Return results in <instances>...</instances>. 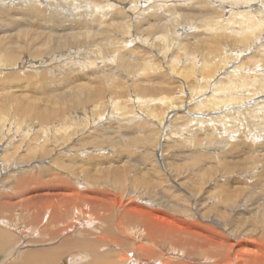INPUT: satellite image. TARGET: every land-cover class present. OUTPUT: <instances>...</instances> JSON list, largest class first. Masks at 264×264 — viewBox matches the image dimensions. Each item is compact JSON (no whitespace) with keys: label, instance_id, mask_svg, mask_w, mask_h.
Returning a JSON list of instances; mask_svg holds the SVG:
<instances>
[{"label":"bare ground","instance_id":"6f19581e","mask_svg":"<svg viewBox=\"0 0 264 264\" xmlns=\"http://www.w3.org/2000/svg\"><path fill=\"white\" fill-rule=\"evenodd\" d=\"M27 1H31V3H27ZM46 1L47 0H21L20 2V0H0V69H6L10 64H13V66L16 67H23L24 65L26 66L28 64H26L25 62L33 63L36 61L34 59L25 60V62H21V66L16 64L17 61L15 60L17 58H14L17 48H15L12 44L14 39L12 38L13 41L12 39H4L3 32L19 29L16 30V32L19 33L17 37L21 34L24 36L27 35L26 37L28 38H24H26L28 42H31L34 45L37 42L41 41V51L42 53L45 51V53L43 55L44 59L43 56L42 59L40 58V65H43L46 61L49 68L47 67L45 71L51 74L49 76L44 75L45 78H43V81H45L46 85H43H45L47 89L49 88L54 90H59L62 87V89H68L69 87L72 88V90L70 89L71 91H73L72 94H70L69 92L65 93L66 95L71 96L72 100L74 101L65 104H74L76 105V108H74L73 111H70L73 112V114L67 113V116L66 114L65 116L69 117V120H71L70 122L68 120V123L81 126L77 130L78 133H76L75 131L76 134L79 135L84 133L85 131L93 132L91 127L94 128L96 123H98V121L102 118L103 113H105L104 111L107 109V106H109L110 110L107 113H110V115L107 116L108 119L111 116L116 117L120 121L127 119L130 122L135 119L138 120L141 125L146 127V131L143 130V132L154 134V139H150L152 141V148H148L154 152V160L157 163H159L158 161H160L161 163L164 162L163 157L165 154V147H170L172 151L173 149H176L177 146L180 145V143H184L186 149L205 148V150L211 149V151L213 150L215 152L218 149H226L225 146L228 147V145H232V148L234 147V149H232L234 153L230 154L231 156L229 157H237L236 159H238L243 156V158L245 157V159H243L244 161L246 159H249V161L250 159L253 160V158L258 157V154L260 155L258 158H260L261 156L264 157V0ZM7 5L13 6L14 11L16 12H12V14L8 13L9 11L4 12L2 9ZM48 6H51V8H46ZM32 21H34L35 24L32 23ZM31 25H33L32 28L34 29V31L28 32V30H26V28L24 27H31ZM9 27L10 29L8 30ZM38 28L42 29V33L40 35H36V29ZM9 33L7 34V36L9 35ZM17 40L16 43H19L21 39ZM32 46L33 45H31V47ZM40 47L41 46H39V49ZM48 51H50V53ZM47 52L48 54H46ZM53 55L54 59L56 60H54V65L52 64L53 61L51 60ZM71 67H76L82 71L89 70L91 68L93 69L91 70V72H84V75L82 76L80 73L78 78H73L72 76H68L69 72H71ZM95 68H97V70L99 69L100 71H97ZM68 70L69 72H67ZM30 76L34 77V74ZM133 76L143 79H139L140 81L137 80L138 83L134 85V88L132 87V82H130V80L135 81V79H131V77L133 78ZM62 77L65 78L62 79ZM92 77L98 78V82L95 85L88 82V80ZM117 78L119 79L116 80ZM15 81L14 82L16 86L11 87L10 85V87L14 89V92H18L20 87H23L21 83L22 81ZM102 81H104L107 85ZM170 82L177 84L175 90L168 89L170 88ZM8 85L4 86V88H10ZM100 85L108 86L110 93H114L112 91L114 89L115 92H118L116 90L118 88H125L126 92L121 95V97L115 95L112 96L109 94L106 96V94L104 93V89H102ZM28 87L30 86L28 85ZM14 94L16 95V93ZM22 94L23 92L20 95ZM66 95L63 94L64 98H68V96ZM34 96L36 97V95ZM48 96H46V98ZM123 96H125V98H122ZM30 97L32 98L33 96L31 95ZM25 98L22 97V101ZM39 98L36 97L34 99H37V101H39ZM118 98L122 99L120 100ZM27 100L28 99H26L25 101ZM66 100L67 99H65V102ZM21 103L16 105V109H19V111L23 113L25 112V110L23 111V106L21 105ZM7 106L8 105H6V107ZM28 107L29 106H27V108ZM78 107H80L81 109ZM34 108L36 107L34 106ZM37 112H42L43 118L41 119H46L45 123L48 120L47 118H49L50 114L52 113H50L48 110H37ZM1 114L4 113L0 112V132L1 134L3 133L2 135L7 136L8 133L12 131L13 133H16V135L17 133H20L21 136H26L25 138H27L30 136L31 131L33 132L35 130L39 132L41 137L37 138L35 136L33 138L34 140H41V143L34 144L32 148L36 149V147H38L44 154L48 151V146L45 147L44 144H50L52 147L57 146L56 140H53L52 137L54 138V136L57 133L59 134V132L63 134L66 133L69 130L70 125L64 123L66 121L65 119L60 123L55 124L52 122L50 125H41L39 129H35L33 125L30 126V124H22L21 126V121L19 120H22L23 117L17 120L18 116L16 117L14 115L13 117L10 116V119H7L6 115ZM220 125L225 127H221ZM103 127L104 129L106 128L105 126ZM137 129L138 132L142 131L141 128ZM100 137H102V135ZM8 139L3 142V138L0 141V152H3L4 150L9 152L10 138ZM235 139H237V141ZM238 144L240 146L242 145V147L247 145L248 149H243L238 146ZM25 147L27 148L28 146ZM79 147L80 148L79 150L77 149V153L75 155L78 159H76L77 162H79L81 158L83 159L84 157L88 156V153L85 150L87 147ZM65 149L68 152L72 150L69 146ZM94 151L96 153L100 151L104 152L102 148L98 147L95 148ZM174 151L172 152L174 153ZM48 154L47 157H45L46 155L40 154L39 158L41 160L36 161L39 162V165L34 164L35 162H32V164H28L30 168H28L27 171L29 172L27 173L26 171L25 175H22L20 178H16L15 181H12L15 184L14 189L16 191H20V194L14 197L15 200H11L12 198H10V196H12L13 194L9 195L7 193L0 192V213L14 211L13 209L17 208V206L20 208H24V210L25 208L30 209V211L32 210V213L34 214L31 223H35V226L39 225L38 227L41 231L46 230L49 233L48 239L53 240L50 241L52 243H55L54 238H58L56 234L58 236H61V233L65 232L66 230H73V227L81 225L80 228H83L85 231L83 233V236L81 237V240H78V242H83V245L88 243L87 245L91 250L89 253H91L92 255V257L89 258V262L92 263L94 259H100V261L102 262L103 257L105 256L100 255L99 251L102 247L100 246L99 242H97L93 238H88V236L92 234L90 232V229L95 227L93 224V221L95 219L91 217L94 214V210L92 207H94L95 204H89L90 210H88L87 212L84 211L85 213L80 208V203L79 205H74L71 210V214L73 216H68V207H70L69 205H72V202L76 198L78 200L82 199V201H92V203H97V200L103 199L99 196L100 194L98 190L95 192L91 187L90 188L92 190L88 189L92 184L90 182V180H92L91 175L88 176V174V177H84V179L86 180L84 181V183L79 182L80 178H78L77 174L76 176H73L75 177L74 179H76L75 183L81 186V188H84L81 192H78L79 195H77L78 190L73 191L70 186L68 187L66 184H64V182L66 181V177H68L70 180H72L73 177L62 176L61 173H59L58 166L53 163L52 159L50 160L51 156L49 157ZM82 155H84V157H82ZM91 156H93V154H91ZM84 159L85 160L83 161H88V165H93L94 167L97 166V168L99 169L102 168V164H104V162L101 161L102 159H97L95 161H93V158L90 157ZM46 161L48 165L44 166L43 163H45ZM106 161V167L109 168L111 164L116 163L117 159L108 158V160ZM117 162L119 163L121 162V160H118ZM5 163L6 161H4V159L0 160V167H2V170H5L7 167H12L14 168V170H17V168L20 169L16 171V175L22 172L20 167H25L24 163H20V166L17 164L4 165ZM153 165L154 164H152V167ZM128 169H131V167ZM257 169L258 165H254L253 167H250L248 171L245 170V172L247 173H245V176L242 177L243 181L241 182L245 185L248 184L253 188L258 187H254V185L257 184L254 180V173ZM144 171L145 175L148 174L147 178H150L151 171L153 170ZM166 173L168 174V172ZM171 177H173L171 178L173 185H175L179 189L186 191L185 188H183L181 182H178V180L176 179L177 177L174 178V175ZM259 177L261 178V175ZM250 178L251 180H248ZM56 180L60 181L59 185H51L49 183L51 181L52 183H54V181ZM235 180L236 182L234 183H238L237 178H235ZM258 180L260 181L262 179ZM37 181L39 182V184H36ZM81 181H83V179ZM150 181H152V179ZM0 182L2 181L0 180ZM110 182L112 183V181ZM1 184L2 183H0V187ZM146 184L148 183L146 182ZM168 184L169 183H166L165 185ZM6 185L8 184H3L2 186L4 187ZM226 185L228 184L226 183ZM154 188H152L151 191H153ZM33 190L34 193L32 194L31 192ZM124 191L126 193H124L122 190L121 193L126 194L125 199L129 197L135 198V203L144 202L151 205L154 202L152 200V197L147 195L145 196L144 192L138 190ZM188 194V200H191L190 202H192L193 206L204 199L200 194L197 196L190 193ZM121 196H123V194ZM115 200L121 201L122 199H118L116 197ZM127 200H125V207L121 206L122 209L125 208L126 210V207L132 206V203ZM85 206L87 207V205ZM137 206L139 207V205ZM193 206H191V208H193ZM133 209L136 208L134 207L132 208V210ZM74 210L76 211V213H73ZM145 211L146 210H144V213H146ZM22 212L21 214H23ZM42 212L44 214L48 213L47 215H45L46 220L43 218V221H45L44 224H41L42 218L39 219L40 215H43ZM78 212L79 214L82 213L88 217V219L85 218V220H83L90 226L85 225L86 227H84L82 225L83 222H80V224L78 223ZM139 215L141 214L139 213ZM195 215H198V211ZM238 218L240 219V217ZM5 219L6 217L4 218L3 216L0 218V223L2 224H0V249L4 248L6 242H9L11 239L15 238V242L13 245H15L19 240L18 238L16 239L14 232H17V235L20 234V228L18 229V226L20 225H18V223H12V220ZM116 220L118 219L116 218ZM124 220H122V218H119L118 222L116 223L117 227H121L120 231H129L132 234L131 237H133L134 239L139 238L138 240H142V236H140V233L144 230L142 233H144L145 236H150V239H153V230H156L158 226V222L156 221V219H150L148 221H145L144 223L140 222L142 225L135 226L128 225L127 223L125 224L126 221ZM67 221L68 223L61 224V222ZM122 223L124 225L123 227ZM29 225L31 226V224ZM143 226L144 228L142 230L141 227ZM191 226L193 225L191 224ZM252 230L256 229L254 228ZM236 231V229H226L225 234L232 238V240L233 238L239 239L242 235L241 231ZM244 232L248 233V231H245V229ZM38 235H40V233ZM223 236L225 237L226 235ZM228 236H226V238ZM224 237L222 239L227 242L229 239H226ZM148 241L150 242L149 239ZM242 242L243 241H241L239 244H241ZM65 243L71 245L72 241H65ZM123 244H125V240ZM229 244L230 247L228 246V251L230 250V252L234 253L232 255H235L236 251H238V246H236L235 242H231V239L229 240ZM60 246L61 245L56 244V246H51V248H42L37 250V248L35 247L36 250L32 249L24 251V253H22L23 255L21 256L20 262L17 264H54V262L57 261L56 258H59L60 255L58 252L60 251ZM134 246L136 247V245ZM138 246L139 249L143 248L141 243ZM236 247L237 249H235ZM110 251L112 250L110 249L109 253ZM167 252L169 254L174 253L173 255L175 256H178L179 253L178 250L176 251V249H170ZM253 252H256V249ZM6 253L7 252H5L4 254ZM241 253L243 255L242 251ZM126 254L124 255V258H128V256H130L131 258V254L133 255L132 252ZM7 255L9 254H6L4 256L0 255L2 257L1 260H3ZM252 256L254 257L255 254ZM258 258L259 257L257 256L256 262L259 260ZM244 259H246V257H242V260ZM80 261L82 262V260ZM145 261L146 260L140 262H142L143 264H155V260H148V262ZM71 262L73 263V261L69 260L67 264H71ZM63 263H65V261H63ZM133 263L136 264L135 262L126 261V264Z\"/></svg>","mask_w":264,"mask_h":264},{"label":"rangeland","instance_id":"374dc122","mask_svg":"<svg viewBox=\"0 0 264 264\" xmlns=\"http://www.w3.org/2000/svg\"><path fill=\"white\" fill-rule=\"evenodd\" d=\"M50 1L51 0H47L46 2H50ZM20 2H21V0H20ZM27 3H31V1H27ZM32 3H35V2H32ZM46 8L49 9V8H51V6H48ZM2 10L4 12L9 11L8 13H10V14H12V12H14V13L16 12V11H14V7L11 5L4 6ZM4 12H2V13H4ZM32 23H34V21H32ZM32 27H33V25H31V27L29 26V27H24V28H26V30H28V32H30V31H34V29ZM9 29H10V27L8 28V30ZM16 30H19V29H14L12 31L3 32L4 39H12V38L14 39V41L12 39V41H13L12 44L18 50V51L17 50L15 51V58L14 59L17 58L15 60V61H17L16 64L21 66L22 61L25 62V60H33V59L36 61L33 63L32 62L31 63L25 62L26 64L28 63L27 64L28 66L24 65L23 67H16V66H13V64H10L11 66L10 65L7 66L9 69L8 68L3 69V70L0 69V88L3 89V90L0 89V91H1L0 92V104H1L0 105V112L4 113L1 115H6L7 119H10L11 117H13L15 115L16 117L18 116L17 120H19L20 118L23 117L22 118L23 121L19 120V121H21V126H22V124H30V126L33 125V127L35 129H39V127L41 125H47V124L50 125L52 122L57 124V123L62 122V120L66 119V121L64 123L70 124L69 125L70 131L68 130L69 132L67 131L64 134L59 132V134L57 133L54 136V138L52 137L53 140H56L57 146H55V147H52L50 144H48V145L44 144L45 147L48 146L47 147L48 151L45 154L38 147H36V149L32 148L34 146V144L41 143V140H39V139L34 140V138H33L35 136L37 138L41 137L39 132H37L35 130L33 132L31 131L30 136L28 135L29 137H27L28 139L25 138L26 136L25 137L21 136L20 133L19 134L17 133V135H16V133H13L11 131L8 133L7 136H5V135H2L3 133L1 134V132H0V141L4 138V140H3V142H4L8 138H10L9 152L4 150L3 151L4 154H3V152L1 151L0 152V154H1L0 160L4 159V161H6V163L4 165L17 164L20 166L22 163H24V165H25V167L24 166L20 167L22 172L18 173V175H16L15 173H16V171L20 170L19 168H17V170H14V168H12V167H7L5 170H2V167H0V173H1L0 174V180L2 181V182H0V183H2L1 187H0V192L1 193L2 192L7 193L9 195L13 194L12 196H10V198H12L11 200H15L14 197L18 196L20 194V191H16L14 189L15 184L12 181H15L16 178H20L22 175H25L28 168H30V166H28V164H30V163L32 164V162L33 163L35 162L34 164L39 165V162H36V161L41 160L39 158L40 154L46 155L45 157H47V154L49 153L48 156L52 157V158L50 157V160L52 159L53 163L58 166L59 173H61L62 176H72L73 177V176H76V174H77L78 178H80L79 182L84 183V181H86L84 179V177H86L87 174H88V176L91 175L92 180H90V182L93 185L91 184L89 186V188H88V186H87V188L89 190L93 189L95 192L98 190L99 194H100L99 196L103 200H97V203H92V201H85V200L82 201V199L78 200L76 198L72 202V205H69L70 207H68V209H69L68 210V216H73L71 214V210H72L74 205H79V203H80V205H81L80 208L83 210V212L84 211L87 212L88 210H90L89 204H95L94 207H92L95 212L92 210L94 214L91 216L93 219H95L94 220L95 222L93 221V224L95 227L90 229V232L92 234L90 236H88V238H90V239L93 238L94 240L99 242L100 246L102 247V248H100V251H99L100 255H103V256L105 255V256L103 257L102 262L100 261V259H98V260L94 259L92 263L89 262V258H91L92 255H91V253H89L91 250L87 245L88 243L83 245V242H78V240H81V237L83 236V233L85 231L83 228H80L81 225L80 226L77 225L76 227H73V230L68 229L65 232H63L64 234H67V235H64L63 233H61V236H58L56 234V236L60 240L58 238L57 239L54 238L55 243H52L50 241H53V240L48 239L49 233L46 230L41 231L38 227L39 225L35 226V223L34 224H33V222L31 223L32 218H33V214H34V213H32L33 211L32 210L30 211V209H28V208H25V210H24V208L21 207L22 208L21 209L20 207L17 206V208L13 209L14 211L6 212V213L5 212L0 213V218L2 216L4 218L6 217V219L12 220L11 221L12 223L14 222V223H16V224L18 223V225H20V226H18V229L20 228V232H19L20 234L17 235L16 234L17 232H14L16 239L17 238L19 239L18 242L15 245H13L15 242V238L11 239L9 242H6L4 248L0 249V255L1 256L9 254L6 257H4L3 260H1L2 257L0 256L1 257L0 258V264H17L20 262L21 256L23 255L22 253H24V251L35 249V247L37 248V250L42 249V248H51V246L54 247V246H56V244L57 245L59 244L61 246L59 248L60 251H58L60 254V255L58 254L59 258H56L57 261H55L54 264L55 263L56 264H67V262L69 260L73 261V263L71 262V264H88V263H90V264H104V262H105V264H126V261L127 262H135L136 264H143L142 262H140L143 260H146L145 262H148V260L149 261L155 260V264H158V263L159 264H183V263L184 264H260L261 263L262 264V263H264V258H263L264 257V157L263 156L258 158L260 156L258 154L257 158H253V160L250 159V161H249V159L248 160L246 159L244 161L243 159H245V157L243 158V156L242 157L239 156L241 158H238V159H236L237 157H233V158L229 157V156H231L230 154L234 153V151H232V149H234V147L232 148V145H228V147L225 146L226 149H224V150L218 149L215 152L213 150L211 151V149L205 150V148H202V149L197 148L198 150L197 149H191V148L186 149V147L184 146V143H180L181 146L176 145L178 150H177V148L172 150V151H174V150L177 151V152L174 151L175 154L171 151L170 147L169 148L165 147L166 149H165V154L163 157L164 162L161 163L160 161H158L159 163H157L154 160V152L149 149V148H152L151 147L152 141L150 139H154V134L149 133L150 134V136H149L148 132H143V130L146 131L145 130L146 127L141 125L140 122H138V120H135V119H133L130 122L127 119L121 120L122 121L121 122L120 120H118L114 116H111L108 119L107 116L110 115V113H107L110 110L109 106H107V109L104 111L105 113H103V116L101 118L102 120L100 119L101 121L99 120L98 123H96V125L94 126V128L91 127L93 132L85 131L84 133L79 134L80 135L79 136L76 133H78L77 130L81 126L80 125L77 126V124L68 123L69 117H66L67 113L73 114V112H70V111H73L74 108H76V105H74V104H71V103L65 104V103L74 101V100H72L71 96L66 95V93H68V92L70 94L73 93V91H71L72 88L69 87L68 89L67 88L62 89L63 88L62 87L59 90H54V89H49V88L47 89V87L45 86L46 83H45V81H43V78H45L44 75L49 76L51 74H49V72L45 71V69H47V67L49 68L46 61L44 62V64L42 63L43 65H40V58L42 59V56L45 53V51L43 53L41 51V48H42L41 41L37 42L34 45L31 42L27 41V39H26V38H28V37H26L27 35L24 36L21 34L22 36L20 35L17 37V35H19V33L16 32ZM36 31H37L36 35H40L42 33V29H40V28L36 29ZM8 33H9V35L7 36ZM15 34H16V36H15ZM6 36H7V38H6ZM24 37H26V38H24ZM17 39H19V40L21 39L19 41V43L18 42L16 43ZM25 42H27V43H25ZM31 45H33V46L31 47ZM39 46H41L40 49H39ZM33 52H35V53H33ZM48 52L50 53V51H48ZM48 52L46 54H48ZM43 59H44V56H43ZM51 60L53 61L52 64L54 65V62L56 61L54 59V55L51 58ZM31 65H32V67H31ZM45 65H46V68H45ZM74 68H75V71H74ZM52 69H54V68H52ZM92 69L93 68H91L89 70H83L82 71L76 67H73V68L71 67V72H69V70L67 72H69V74H68L69 77L72 76L73 78L74 77L78 78L80 73L82 76V75H84V72H86V73L88 71L91 72ZM95 69L97 70V68H95ZM32 74H34V77L30 76ZM63 78H65V77H62V79ZM92 78H90L88 80V82L95 85L98 82V80H97L98 78L97 77H94L93 79ZM118 79L119 78H117L116 80H118ZM131 79H135V81L130 80V82H132V84H133L132 87L134 88V85L138 83L137 80H139V79L141 80L142 78H137V77L133 76V78L131 77ZM15 80H20V82L22 81L21 83H22L23 87H20L18 92H14L13 91L14 89L11 88L12 86H16ZM41 82H44V83H41ZM102 82L104 84H106L104 81H102ZM5 84L6 85L9 84L8 86L10 87V85H11V87L10 88H8V87L4 88V86H6ZM43 84H45V85H43ZM28 85L30 87H28ZM106 85L105 86L100 85L102 87V89H104V93L106 94V96L109 94L112 96L115 95V96L121 97V95H123L126 92L125 88H120V89L118 88V89H116L118 92H115V89H114V90H112L114 93H110V90H109L108 86H106ZM169 87L170 88H168V89L175 90V88L177 87V84L170 82ZM20 90H22V91H20ZM36 91H38V92H36ZM59 91H60V93H59ZM3 92H4V95H3ZM20 92L21 93L23 92V94L20 95L21 94ZM27 92L28 93L31 92V93L28 94ZM14 93H16L17 96ZM33 94L36 95V97H38V98L40 97L38 99L39 101H37V99H34L36 97ZM63 94L68 96V98H64ZM29 95L30 96L32 95L33 97L31 98ZM46 96H48V97L46 98ZM22 97L23 98L27 97V98L23 99V101H22ZM122 98H125V96H123ZM18 99H20V100H18ZM26 99H28V100L25 101ZM55 99H56V102H55ZM65 99H67L66 102H65ZM118 99H120V98H118ZM51 100H53V101H51ZM2 102H4V103H2ZM20 103L23 106V111L25 110V112H23V113L20 112L19 109L18 110L16 109L17 108L16 105L20 104ZM40 103H42V104H40ZM46 103L49 105H47ZM5 104L8 106L6 107ZM25 105H26V107H25ZM33 105L36 108H34ZM41 105L44 107V109ZM27 106H29V107L27 108ZM78 108H80V107H78ZM2 109H3V111H2ZM37 110H40V111L48 110L50 113L52 112L50 114L49 118H47L48 120L46 121V123H45L46 119L45 120L41 119V118H43L42 112L39 113V112H37ZM65 114H66V116H65ZM70 121L71 120H69V122ZM138 124H140V125H138ZM103 126H105L106 128L104 129ZM220 126L225 127L222 125H220ZM137 128H141L142 131L138 132ZM75 131H76V133H75ZM65 135H67V136H65ZM101 135H102V137H100ZM235 140L237 141V139H235ZM38 141H40V142H38ZM14 142H16V143H14ZM75 144H76V146H75ZM24 145L28 146V147L26 148ZM68 146L72 149L69 152L66 151V149H65ZM79 146H81V148L87 147L85 150L88 153V156L84 157V155H82V157L93 158V161H95L97 159H99V160L102 159L101 161L104 162V164H102V168L99 169V168H97V166L94 167L93 165H88L87 164L88 161H83V160H85L84 158L83 159L81 158L80 161L77 162L76 161L77 158L75 155L77 153L76 152L77 149L79 150V148H80ZM238 146H240V145L238 144ZM97 147L102 148V150L104 152L105 151L106 152L104 153V152L100 151V152L96 153L94 150ZM240 147L243 149L244 148L248 149L247 145H245L243 147L241 145ZM24 148H26V149H24ZM73 148H75V149H73ZM184 148H185V150H184ZM241 148H239V149H241ZM189 150H191V151H189ZM225 152L226 153L228 152V153L226 154ZM7 154H8V156H7ZM91 154H93V156H91ZM107 154H109V155H107ZM59 155H61V156H59ZM97 155H98V157H97ZM104 155H106V156H104ZM117 155H119V156H117ZM23 157H25V158H23ZM108 158L117 159V161L121 160V162L118 163L116 161V163H115L116 165L111 164V166L109 168H107L106 167L107 166L106 160H108ZM54 160H55V162H54ZM67 160H69V161H67ZM154 161H155V163H154ZM221 162H223V163H221ZM84 163H86V164H84ZM123 163H125V164H123ZM43 164H44V166L48 165L47 161ZM152 164H154L153 167H152ZM241 165H243V166H241ZM254 165H258V169L254 173V176H255L254 180H255V183H257L256 185H254V187L258 186L256 188L250 187L248 184L245 185L244 183L241 182V181H243L242 177H244L245 173H247V172H245V170L248 171V169H250V167H253ZM103 166H105V167H103ZM129 166L131 167V169H128V168H130ZM202 168L203 169L207 168V169L203 170ZM244 168H246V169H244ZM150 169L153 171H151ZM200 169H202V170H200ZM144 170L151 171V177L150 178H147L148 174L146 173L147 175H145ZM197 170H198V172H197ZM11 171L14 173H12ZM28 172L29 171H27V173ZM166 172H168V174ZM173 175H174V178L177 177L176 179L178 180V182L179 181L181 182L183 188H185L186 191L179 189L175 185H173V182L171 181V178H173L171 176H173ZM258 175L259 176L261 175V178ZM74 178L75 177H73V179H72L74 181L73 182L68 177H66V181L64 182V184H66L68 187L70 186V188H72L73 191L78 190L77 195H79L78 192H81L84 188H81V186L77 185L75 183L76 179H74ZM235 178H237L238 183H234V182H236ZM82 179H83V181H81ZM151 179H152V181H150ZM166 179H168V180H166ZM258 179H262V180L259 181ZM100 180H101V182H100ZM141 180H142V182H141ZM159 180H160V182H159ZM248 180H251V178ZM110 181H112V183ZM216 181H218V182H216ZM146 182L148 184H146ZM49 183L51 185L52 184L59 185L60 181L56 180V181H54V183H52V181ZM166 183H169V184L165 185ZM217 183H219V184H217ZM222 183H224V184H222ZM226 183L228 185H226ZM3 184H8V185L3 187L2 186ZM36 184H39V182L37 181ZM139 184H141V185H139ZM133 185H135V186H133ZM149 185H150V187H149ZM244 185L248 186V187H245ZM154 187H156V188H154ZM152 188H154L153 189L154 192L151 191ZM142 189H144V190H142ZM121 190L124 193H126L124 190H128V191L138 190V191L144 192L145 194L144 193L143 194L145 196L146 195L151 196L152 200L154 202L151 205L149 203L147 204L144 202H139V203L136 202L137 203L136 204L135 200H134L135 198L129 197V198H127L128 200L125 199L126 194L121 193ZM105 191H107L108 193ZM31 193L33 194L34 190ZM188 193L195 195V196L200 194L201 196H203L204 199H202V201H199L198 203L195 204V206H193L192 202H190L191 200H188V195H189ZM120 194L121 195L123 194V196H121ZM222 195H223V197H222ZM116 197L118 199H122L123 201L122 200L116 201L115 200ZM125 200L130 201L132 203V206H134L136 209L132 210V208H134L132 206L126 207V210H125V208L122 209L121 206H124V204L126 202ZM122 202H123V204H122ZM85 205H87V207ZM96 205H98V206H96ZM137 205H139V207ZM191 206H193V208L195 210L193 208H191ZM18 208H19V210H18ZM129 209H131V210H129ZM144 210H146L145 211L146 213H144ZM129 211H130V213H129ZM197 211H198V215H195V214H197ZM12 212H13V214H12ZM21 212L23 214H21ZM190 212H191L192 216H191ZM3 213H5V214H3ZM14 213L16 216L14 215ZM30 213H31V215H30ZM73 213H76V211L74 210ZM139 213L141 215H139ZM150 213L151 214L153 213V214L151 215ZM42 214L43 215H40L39 219L42 218L41 224H44L45 221H43V220L44 219L46 220L45 215H47L48 213L44 214L42 212ZM22 215H24V216H22ZM78 215H79L78 216L79 218L77 220L78 223L80 224V222H83L82 225L84 227L88 226L89 224L84 222L85 218L88 219V217L85 214H82V213L79 214V212H78ZM150 216H151V218H150ZM22 217H24L25 219ZM147 217H148V219H147ZM238 217H240V219ZM116 218L118 220H119V218H122V220L125 219L124 220V221H126L125 224L127 223L128 225H133V226L142 225L141 223H144L145 221H148L150 219L151 220L156 219V221L158 222V226H157L156 230L155 229L153 230V234H152L153 239L152 238L150 239V236H148V235L145 236L144 233H142L144 231L143 230L144 226L141 227L143 230L140 233V236H142L141 237L142 240H138L139 238L134 239L133 237H131L132 234L129 231H126V230L120 231L121 227L119 228L116 226V223L118 222V220H116ZM16 219H17V221H16ZM68 221L67 222H61V224H66V223H68ZM173 221L177 226L173 223ZM28 223L31 224V226ZM191 224L193 226H191ZM123 226L124 225L122 223V227ZM169 226H170V228H169ZM195 226H197V227H195ZM227 227H229V228H227ZM230 228L236 229L237 230L236 232L241 231V234H242L241 237L239 239L233 238V240H232V238H230L227 234H225L226 229H230ZM254 228L256 230H252ZM242 229H243V231H242ZM244 229H245V231H248V233H245ZM39 230H40V232H39ZM166 230L168 233L166 232ZM38 232L40 233V235H38L39 234ZM45 232H47V233H45ZM196 232H197V234H196ZM199 233H201V234H199ZM166 235H169V236H166ZM223 235H226L228 237L226 238V236L224 237ZM223 237L226 239H229V240L231 239V242L236 243V246H238V249H237V247L235 249H237L238 251H236L235 255H232L234 253L230 252V250L228 251V246L230 245L229 240L226 242L224 239H222ZM71 238H72V240H71ZM196 238H198V239H196ZM148 239L150 240V242L148 241ZM124 240H125V244H123ZM65 241H72V244L68 245L65 243ZM197 241H199V242H197ZM241 241H243V242L241 244H239ZM132 242L133 243L135 242V243L133 244ZM143 242L145 243V245ZM195 242H197V243H195ZM140 243L143 246V248H141V249H139V246H138ZM64 244H66V245H64ZM134 245H136V247ZM66 246H67V248H66ZM240 247H245V248H240ZM150 248H152V249H150ZM110 249L113 252L110 251V253H109ZM170 249H176V251L178 250V252H179L178 256L173 255L174 253L169 254L167 251ZM179 249H180V251H179ZM248 249H250V250H248ZM255 249H256V252H253V251H255ZM239 250H241L243 252V255H242L241 251H239ZM5 252H7V253L4 254ZM131 252L133 253V255L131 254V258H130V256H128V258H124V255L126 253H131ZM254 254H255V256L253 257L252 255H254ZM261 254H263V255H261ZM126 255H130V254H126ZM237 255H239V256H237ZM257 256L259 257L258 258L259 260L256 262ZM98 257H99V254H98ZM242 257H246V259L242 260ZM80 260H82V262ZM63 261H65V263H63ZM159 261H161V262H159Z\"/></svg>","mask_w":264,"mask_h":264}]
</instances>
